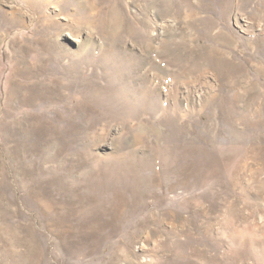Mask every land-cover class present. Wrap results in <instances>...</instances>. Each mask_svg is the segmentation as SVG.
I'll return each instance as SVG.
<instances>
[{
	"label": "rangeland",
	"instance_id": "374dc122",
	"mask_svg": "<svg viewBox=\"0 0 264 264\" xmlns=\"http://www.w3.org/2000/svg\"><path fill=\"white\" fill-rule=\"evenodd\" d=\"M0 264H264V0H0Z\"/></svg>",
	"mask_w": 264,
	"mask_h": 264
},
{
	"label": "bare ground",
	"instance_id": "6f19581e",
	"mask_svg": "<svg viewBox=\"0 0 264 264\" xmlns=\"http://www.w3.org/2000/svg\"><path fill=\"white\" fill-rule=\"evenodd\" d=\"M122 70V69H121ZM125 75H126V73H125ZM129 78H130V76H129ZM129 97V96H128ZM146 95L143 93H141L140 94V100H141V102H143V103H145L147 100H146ZM130 98V97H129ZM148 99V98H147Z\"/></svg>",
	"mask_w": 264,
	"mask_h": 264
}]
</instances>
